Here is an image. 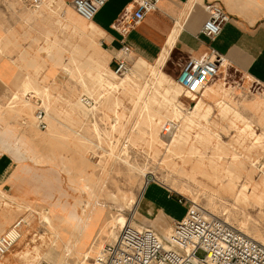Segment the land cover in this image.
I'll use <instances>...</instances> for the list:
<instances>
[{
	"label": "rangeland",
	"instance_id": "rangeland-1",
	"mask_svg": "<svg viewBox=\"0 0 264 264\" xmlns=\"http://www.w3.org/2000/svg\"><path fill=\"white\" fill-rule=\"evenodd\" d=\"M71 1L48 0L36 9L30 6V0H0V57L17 67L14 90H4L0 97V156L10 157L16 170L20 166L12 192L9 187L0 190V218L10 222L0 235L17 221L27 222L22 233L24 243L16 245L6 259H11V264H91L99 248L112 242L106 233L108 222L120 216L164 237L160 228L172 229L173 225L164 222L160 211L147 214L152 210L146 202L139 216H134L133 205L128 202L139 196L144 174L148 183L174 202L176 217L181 219L186 213L185 206L175 204L183 197L242 234L257 237L264 245V106L257 112L246 107L256 100L264 103L263 86L227 65L219 68L210 82L214 87L223 85L229 93L230 107L263 138L262 144L253 145V139L247 136L239 139L237 129L243 125L235 122V127L231 123L233 114L222 115L215 106L222 99L211 96L204 100L213 109L212 116L200 122L204 129L192 126V142L168 152L183 120L172 117L168 105L161 106V96L164 90L175 87L177 69L163 67L172 86L158 87L151 78L120 86L131 76L134 58L127 60L126 75L112 79L109 71L115 72L118 57H111L102 48L98 34L83 35L69 25V16L83 26L87 24L74 12ZM253 9L257 18L264 13L254 4ZM9 61L4 60L1 66L12 67ZM137 65L144 68L140 62ZM90 69L118 88L95 85L88 95L82 82H87ZM25 82L29 83L26 91ZM83 99L91 106H84ZM116 100L118 106H114ZM179 101L182 115L193 112L196 103L184 93ZM37 111L44 113L43 129L35 118ZM207 130L231 147L221 154L214 136L210 145L196 141L197 136L207 137ZM236 152L243 157L245 169L235 191L237 194L243 184L249 183L250 191L255 190L250 204L236 201V195L227 189L230 180L226 169ZM250 172L254 173L252 177ZM15 193L18 196L14 197ZM68 212H76L84 223L72 220ZM115 232L120 231L117 228ZM76 238L75 249L67 255L65 242ZM25 248L29 255L12 262V255Z\"/></svg>",
	"mask_w": 264,
	"mask_h": 264
},
{
	"label": "built area",
	"instance_id": "built-area-1",
	"mask_svg": "<svg viewBox=\"0 0 264 264\" xmlns=\"http://www.w3.org/2000/svg\"><path fill=\"white\" fill-rule=\"evenodd\" d=\"M46 1L48 0H30V6L37 9ZM107 1L72 0L71 7L80 18L92 22ZM159 2L160 0H133L132 8L118 20L115 30L125 38L148 14L158 10ZM205 8L208 18L200 34L213 41L230 18L218 4L208 3ZM130 55V48L122 43L120 56L116 60V76L128 73L127 60ZM224 64L225 60L212 51L211 56L204 61L189 60L174 81L185 96L188 94L197 98ZM82 104L91 106V102L86 99L82 100ZM35 118L40 128H45L44 113L37 111ZM176 202L186 207V213L182 220L174 224L172 235L165 238L150 228H134L129 225L120 230L113 242L99 248L91 264H264L263 244L242 234L223 220L208 215L183 197H179ZM23 225L22 220L17 221L0 236V260L11 252L20 239ZM199 253H202V257H198Z\"/></svg>",
	"mask_w": 264,
	"mask_h": 264
},
{
	"label": "crops",
	"instance_id": "crops-1",
	"mask_svg": "<svg viewBox=\"0 0 264 264\" xmlns=\"http://www.w3.org/2000/svg\"><path fill=\"white\" fill-rule=\"evenodd\" d=\"M241 1L194 0L190 3V0H160L158 10L148 14L139 26L122 38L114 26L132 8L133 0H108L98 10L92 23L99 31L102 48L113 58L120 56L122 43L130 48V57L146 64H155L167 49L164 66L175 67L177 76L189 60L204 61L214 51L225 60V65L264 88V13L257 18L255 10H251L253 4L264 10V0ZM208 3L220 5L230 18L213 41L200 34L208 18L205 8ZM4 60L9 61L0 57V97L4 90H14L17 77L16 65L9 61L12 67H2ZM1 157L0 187L2 191L9 187L12 192L17 171L14 172V162L10 157ZM146 188L144 199L149 203L152 213L160 211L168 225L174 226L182 220L183 217L180 219L174 215V202L169 196L160 194L150 183ZM9 226L10 222L1 217L0 233Z\"/></svg>",
	"mask_w": 264,
	"mask_h": 264
},
{
	"label": "bare ground",
	"instance_id": "bare-ground-1",
	"mask_svg": "<svg viewBox=\"0 0 264 264\" xmlns=\"http://www.w3.org/2000/svg\"><path fill=\"white\" fill-rule=\"evenodd\" d=\"M194 2V0H190V3ZM189 3V4H190ZM232 12V11H231ZM67 21L69 23V25H71L72 28H74L76 31H78L79 33L81 34H90V35H93V34H99V31L98 29L95 27V25L92 23V22H87L85 21L87 24L85 26H83L81 23L79 24V22H77L76 19H74L72 16H69L67 18ZM76 22V23H75ZM248 23V22H247ZM167 55H168V51L167 49H165L163 51V53L161 54V56L159 57V60L155 63V64H146V63H142L144 68H140L137 63L139 64V61H135L134 60V65H133V71H132V74L131 76H127L124 80L121 81L120 83V86L122 85H126L128 86L129 83L131 82H134V80L136 79H142V78H151V82L153 85H157L158 87H163L164 84H168L170 86H172L173 82L171 80L168 79V77L164 74L163 72V67L165 65V62H166V59H167ZM136 63V64H135ZM225 66V64L223 65ZM222 66V67H223ZM221 67V68H222ZM105 72V71H104ZM226 72V71H225ZM94 73V74H93ZM109 74L111 75V78L112 79H115L116 78V75L114 72H111L109 71ZM126 75V74H125ZM88 80L87 82H82V87L84 89H86L85 91L88 93V95L91 94V87H95V85H98L100 88H106L108 90H115L116 88H118L119 85H117L116 83H114L112 80L110 79H107V78H104L103 75L97 71H93V69H90L89 72H88ZM148 85V84H147ZM28 86H29V83H24L23 84V87L26 90H28ZM152 89V88H151ZM117 92V91H116ZM183 93V90L175 83V87H170L166 90H164V93L163 95L161 96L162 98V104L161 106H166L168 105L171 110H172V117L174 118H179L181 117V119L183 120V124H182V128H181V131H179V135L177 137H174L173 140L171 141L170 143V146H169V150L168 152H172L173 151V148L175 146H180V148H183L184 146L188 145V143L191 141V136H190V129L192 126H198V128L202 127L200 122L201 121H204L205 120H208V118H210L212 116V112H213V109L211 108V106H208L206 105L205 101L207 97H211L213 96L214 98H221L222 101H219L217 100L216 103H215V106L220 110V112H222L221 114L222 115H225L228 114V113H232L233 114V117H234V120L231 121V123H233V125L236 127V125L234 124L235 122H240L243 127L242 129L239 128V130L237 129V131H239L240 133V137L239 139H242L243 136H247V137H250L253 139L254 143L253 145L255 144H262L261 143V140H263L262 137L256 135L254 133V131L252 130L251 128V125L248 121H246L245 119H243V117H241V115H239L235 110H233L230 105H229V93L223 89V85H216L215 87L211 85V83H209L205 89L202 91V94L197 97V98H194L188 94H186V98H189L191 99L192 101H194L196 103V106L193 110L192 113L190 114H186V115H182V108H183V105L181 104V102L179 101V97L181 96V94ZM14 98H17V96L15 95ZM228 100V101H227ZM110 101V99H109ZM117 101V102H116ZM114 101V106H118L119 104V101L116 100ZM150 101V100H149ZM155 102V101H154ZM143 105V104H142ZM264 106V103H261L260 101H254L252 104L250 105H247V109L251 110V111H254V112H257L259 111V109ZM117 112V111H116ZM186 112V111H185ZM158 113V112H157ZM214 114V113H213ZM138 115V114H137ZM149 124V123H148ZM158 125H152L151 127L153 128H156ZM204 127V126H203ZM202 127V128H203ZM149 129V128H148ZM204 129V128H203ZM205 129H208V128H205ZM168 131V128L166 129ZM218 134V133H217ZM206 135L207 137H201V136H197L195 137L196 138V141H199V142H202L204 141L203 143H205L206 145H210L211 144V140L214 139L213 136L215 137L214 140H216V150L221 151V154H224V151L225 150H228L229 147H231V145H227L225 144L222 140H221V137L218 136V135H213V133L209 130L206 131ZM201 140V141H200ZM238 140V139H237ZM194 141V140H193ZM192 142V141H191ZM204 144V145H205ZM214 145V146H215ZM243 145V144H242ZM250 146V145H249ZM252 146V145H251ZM242 147V146H241ZM256 147V146H254ZM191 148H193V145H191ZM250 148V147H249ZM215 149V148H214ZM234 149V148H233ZM245 149V148H244ZM196 150V149H195ZM198 150V149H197ZM248 150V149H247ZM254 152V151H253ZM248 153V152H247ZM198 154V153H197ZM196 154V155H197ZM201 154V153H200ZM211 154V153H210ZM227 154V153H226ZM262 154V153H260ZM203 155V154H201ZM207 155V154H206ZM205 155V156H206ZM211 156V155H209ZM224 156V155H223ZM208 157V156H207ZM206 157V158H207ZM201 158V157H200ZM203 158V157H202ZM216 158V157H214ZM223 158V157H222ZM259 158V157H258ZM198 159V158H197ZM204 159V158H203ZM249 159V158H248ZM253 159V158H252ZM251 159V160H252ZM213 160V159H212ZM217 160V159H216ZM232 163L230 164L229 168L226 169V172H227V176L229 178V185L227 187V189L230 191V193H233L234 195H236V201H242L244 202L245 204H250L252 199L251 197H255V190L253 189L252 191H250L249 189V183H245L241 186V188L239 189V192L236 194V188L238 187V182L240 181L241 179V176L243 174V170L245 169L244 168V163H243V157L240 155V154H237L236 153H233L232 155ZM246 161V160H245ZM251 162V161H249ZM248 162V163H249ZM212 163V161H211ZM216 163V162H215ZM261 163V162H260ZM209 164V163H208ZM215 165V169L214 170H218L217 167L218 165L217 164H213ZM212 165V166H213ZM16 167V164L14 165L13 164V169H15ZM19 167L20 166H17V172L19 170ZM131 167V166H130ZM209 168V167H208ZM255 168V167H254ZM132 170H135L136 168H133L131 167ZM176 169V168H175ZM206 170V169H205ZM205 170L203 173H205ZM212 170V169H211ZM253 172L255 173V171L253 170ZM249 173L248 175L250 177H252V175L254 173ZM129 173V172H128ZM202 173V172H201ZM212 173V172H211ZM208 177V176H207ZM144 178H145V181H144V184L140 190V194L137 198H134V197H131L130 200L128 201L130 204L133 205V215H138L141 211V207H144L145 204H146V200L144 199V194H145V191H146V185L148 184V180H146V175L144 174ZM219 178V177H218ZM225 178V177H224ZM213 179V178H212ZM214 180V179H213ZM212 180V181H213ZM243 180V179H242ZM253 180V178H250V182ZM211 183V182H210ZM213 183V182H212ZM218 183V182H216ZM218 185V184H217ZM261 185L264 186V179H262L261 181ZM162 186V185H161ZM255 186H258L257 184ZM163 187V186H162ZM165 188V187H164ZM0 190H2V188L0 187ZM168 190V189H167ZM211 191V190H210ZM228 191V192H229ZM131 192V191H130ZM172 192V191H171ZM170 192V193H171ZM176 193V192H175ZM223 193V192H222ZM249 193H251V196L249 195ZM226 195V194H225ZM131 196V195H130ZM197 196V195H196ZM126 197V196H125ZM129 197V196H128ZM129 199V198H128ZM196 199V198H195ZM194 199V200H195ZM260 203H262L261 201V198L259 197L258 198ZM127 200V198H126ZM189 200V199H188ZM123 201V200H121ZM193 201V200H192ZM196 201V200H195ZM126 203V202H125ZM194 203V202H193ZM264 203V202H263ZM124 204V203H123ZM98 205H102L101 203ZM125 205V204H124ZM129 204H127L128 206ZM130 206V205H129ZM143 209V208H142ZM145 209V208H144ZM205 210V209H204ZM68 211H71V210H68ZM69 213V216L70 218H72V220H77V223H84V221L82 220L81 216H79L76 212L74 213ZM210 213V212H209ZM145 214V213H144ZM149 215L152 214L151 211H148ZM211 216V214H208ZM139 216V215H138ZM23 223H25L22 228H21V234H20V239L17 241V243L15 244L14 247H16V245L18 244H21L20 242L22 241V239L24 237H22V233H23V230L25 228V225H27V222L24 220H22ZM86 224V223H85ZM84 224V225H85ZM108 229L106 231V233H108V236L111 237V241L113 242L117 236L115 230L118 228L119 231L124 228V227H127L129 225H131L132 227L134 226V228H139L136 224L130 222L129 220H127V218L125 219L124 217L120 216L119 218L115 219L113 222H108ZM87 225V224H86ZM31 226V224H30ZM142 227V226H141ZM235 228V227H234ZM158 229V228H157ZM161 231L163 232L164 234V237L167 238L169 237L170 235H172L173 233V229L171 228H168V229H165L163 230L162 228H160ZM242 229H244L242 227ZM105 235V234H104ZM246 236H248V234H244ZM1 236V235H0ZM26 236V235H25ZM250 237L251 239H253L254 241L258 242L261 244V242L259 241V239L257 237H251V236H248ZM26 238V237H25ZM77 238L72 240V239H69L65 242V248L68 252L67 255H70L72 250L75 249V244L77 243ZM25 241V240H24ZM23 242V241H22ZM24 243V242H23ZM62 248V247H61ZM61 248L59 249L60 252H61ZM12 251V250H11ZM11 252H9L10 254ZM30 251L28 248H25L24 251L20 252V253H16L14 255H12V262H16V260L20 259V260H23L24 258H26L28 255H29ZM9 254L7 256H9ZM86 255L90 256L89 254H87L86 252ZM3 257L1 260H0V264H3V261L4 259H6V257ZM86 257V256H85ZM84 257V258H85ZM10 258V256H9ZM11 259H6L5 260V263L6 264H11L10 262ZM37 260V259H36ZM84 262V261H83Z\"/></svg>",
	"mask_w": 264,
	"mask_h": 264
}]
</instances>
